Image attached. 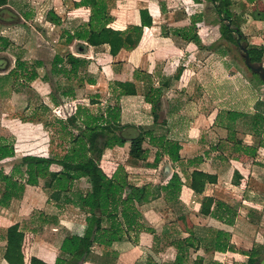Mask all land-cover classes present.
<instances>
[{"label":"rangeland","instance_id":"rangeland-1","mask_svg":"<svg viewBox=\"0 0 264 264\" xmlns=\"http://www.w3.org/2000/svg\"><path fill=\"white\" fill-rule=\"evenodd\" d=\"M177 1L180 3L177 11L179 12L181 21L187 19L198 30V36L193 42L191 51L186 50V47H188L186 45L187 42L185 43L182 40L184 45L182 43L179 44L185 48L181 49V54L176 58V63L169 64L165 69L154 68L152 74H150L151 78L143 74L146 70H140V68L132 70V66L126 67L122 64L119 69L121 74L114 75L112 72L120 64V62L116 61L112 62L102 59L98 62L95 61V63H89V71H92V73L99 77L97 84L93 86L87 85L82 89H78L76 99L61 96L62 89L58 86L60 81L52 72V63L55 61L64 62L66 54L72 51V46H68L69 43H65V40L61 37L62 29H75V26L82 23V18L90 15V9L85 7L86 10L83 9L79 12L68 14V10H74L72 8L75 6L76 0H17V2L14 0V2H10V5L16 6L14 8H18L24 14L30 13L32 17L26 19L23 17L22 20L19 17L11 20L9 23H5L4 20L0 19V36L6 37V34L11 42L5 50L0 51V74L4 75L13 69L16 66L18 57L28 62L29 66L35 60H42L44 62V66L39 68V78L30 82L25 77L12 79L7 82L0 92V136H4L15 142L16 156L33 154L45 157H63L66 146L60 143L62 142L61 137L65 136L64 133L60 132L59 134L56 132L58 125L51 126L48 129L44 123H49L55 117H58L62 119L63 127L67 132L65 138L68 139L75 136L79 133V128L84 127L75 115L78 105L88 107L93 113H97L100 110L104 111L108 106L109 100L112 98L113 101L114 96H117L114 94L116 87H118V91L120 89L126 91V94L119 99L121 108L126 109L128 113H130V110H137L136 114H139L137 118L128 120L136 121L138 125H142L145 128L153 127L158 134H165L173 137L175 140L189 142L192 140V137H194V141H197L202 131L206 130L209 135L226 137V135L228 136L227 126H233L236 132H238L236 135L237 139L242 141L244 145H258L264 139V125L255 119V104L259 99H264V84H261L259 75L257 74L258 76H256L247 67L243 57L244 52L240 49L238 42L234 44L226 38H221L219 26L213 23V21L218 20L221 16H218L212 8L205 9L209 5V2L206 0L200 2H196V0ZM56 2L61 4V6L64 5V9L60 12L62 26H56L46 18L51 8L59 7ZM122 4L125 5L128 11L135 12L136 9H139L137 11L141 15L140 25H143V28L146 27L153 30V26L164 24L165 26L161 27L162 35L160 34V36L166 37L164 30L172 19L169 12H166L167 14L165 15H160L161 12L165 11L160 8L162 4L160 0H123ZM121 7L117 10L124 9V7ZM6 9L8 8L6 7ZM112 14L115 16L117 12H112ZM224 21L228 22L226 19ZM9 25H12V27ZM231 27L236 26L231 25ZM255 32L257 31H254L253 28L250 30L245 28L244 34L246 38L243 39L241 37L240 40L238 39L239 42L246 44L248 50L254 45L258 46V43L252 40V35ZM235 35L238 37L236 33ZM0 44H2V40H0ZM73 50L76 52L75 44L73 45ZM160 54L167 55V52H158V55ZM191 57L193 60L188 62ZM262 64L264 65V61ZM181 66H184L186 70H184L180 79L173 78L171 80L172 85L169 89L165 88L163 90L160 108L157 114L153 113L152 106L145 100L148 78L151 79L150 81L155 87H158L162 84L163 78L172 77ZM191 69L195 70L198 75L192 74ZM170 70L173 72L169 76H166L164 72L168 73ZM137 75L143 77L144 80L135 79ZM132 76L134 77L133 79L131 78ZM51 91L62 97V106H56L52 103L50 98ZM175 100L184 101L185 105L178 113L171 114L166 110ZM214 111H217L216 121L219 123H216L214 128L211 127L209 129V124L211 121H214L212 118V112ZM230 111L244 113V116L239 117L235 122H231L228 116ZM73 115L76 124L70 119V116ZM165 121L169 122L166 123ZM231 123L232 125H230ZM194 131H197V133H194ZM255 134L258 138L255 137ZM52 137L53 141H51ZM188 147L190 148V145ZM189 148L186 152L190 151ZM106 149L103 157L104 160L100 161L103 181L109 182L123 175L126 178V182L136 186H143L140 184V179L142 178L143 181H146L148 176H150L149 182H151L154 177L156 148L145 143L143 158H135L130 155L129 146L126 145L125 147L118 148L117 152H110L108 148ZM247 158L250 160L249 163L252 167L261 164L262 169L264 168V148L257 153L256 158L253 157V159L249 155ZM251 159H253V163ZM12 161L13 159H9L1 164L7 172L11 170ZM166 164H169V162L163 161L162 165ZM53 168L59 169L58 166H54ZM176 168L178 172L176 171L175 173L181 176L184 184L190 185V178L186 176L187 172L181 170L180 164ZM240 168L234 166L233 169L236 173L234 177L236 183L240 181L244 182L243 178L250 174V171H246L243 166ZM198 170L203 171V169ZM237 174L240 177H237ZM81 183L84 187H88L86 180H82ZM261 183L257 184V187L264 193V177ZM251 185L252 187L256 186L253 183ZM37 191L35 192V196H30L26 201L16 202L15 206L21 217L23 215L28 216L32 207L44 203L47 195L45 194L46 196H44L41 189H37ZM215 199L214 196L204 195L199 200L201 204L199 212L209 211ZM132 206L136 211L139 234L132 233L131 238L127 239L128 243L125 246L123 245L125 247L123 251L130 248L137 254L138 261L135 264H148L149 260L154 262L155 259L153 256L148 257V251L146 250L148 245L143 244V242L141 243V233L145 231L154 234L153 231L156 232L155 225L160 226L165 222H176V212L173 211L174 208H171L173 209L171 210L164 206L161 207V203L159 202L158 206L163 210V216L161 214H151L152 217H150L147 213H151L152 207L146 206L147 209H143V207L137 206V204ZM68 208L64 213L67 217L74 216L73 213L78 212V209L75 207ZM190 211L193 212V210L189 209L187 214L181 215L182 218L178 219L184 228H189L193 221ZM181 212L185 213L184 209ZM83 216L85 215L83 214ZM68 225L73 226L74 224ZM86 225L85 222L84 229H86ZM7 228L8 224L4 220L0 221L1 236ZM54 231L61 232V229L57 227ZM51 233L47 234L46 237L54 241V238L50 235H54L55 232ZM1 239L6 240V237L3 235ZM6 247V245H0V261L4 258L3 251ZM52 249L54 248L52 247ZM203 253L205 252L203 251ZM196 255L199 254L196 251L193 252L192 257L186 263L195 264L194 259ZM204 257L206 260L205 264H213L217 259L211 252L207 253ZM167 261L168 259L166 258L164 264H169ZM41 262H44L42 258L33 261L34 264H41Z\"/></svg>","mask_w":264,"mask_h":264},{"label":"trees","instance_id":"trees-1","mask_svg":"<svg viewBox=\"0 0 264 264\" xmlns=\"http://www.w3.org/2000/svg\"><path fill=\"white\" fill-rule=\"evenodd\" d=\"M117 1H77L75 6L89 8L90 15L86 21L75 26L73 30L62 29L61 37L65 43L79 39L92 46L108 45L112 56L118 55L124 48L130 50L137 47L144 33L143 25H129L126 29H116L111 26L115 20L112 9ZM200 1L202 0H196V2ZM206 1L209 2V5L205 9L212 8L218 16H221L218 20L213 21L219 26L221 38H226L236 44L238 37L235 35V33L237 34L235 28H238L243 39L246 38L243 28L244 14L235 11L232 0ZM247 1L249 3L258 2V0ZM9 2L10 0H0V16L6 9L2 7ZM161 8L165 10L163 3ZM13 15L16 16L15 19L19 18L15 13ZM24 17L27 18L29 15L26 14ZM254 17L264 21V8L257 9ZM46 18L54 25L62 26V18L54 10H50ZM225 19L236 27H229L224 21ZM164 32L166 36L179 38L185 42H194L198 36V30L194 24L174 27L170 30L165 29ZM0 40H2L0 51L5 50L11 43L8 38L3 36H0ZM248 51L253 62L262 63L264 61L263 49L250 48ZM16 61V66L13 69L4 75L0 74V92L12 79L25 77L30 82L40 77L39 68L44 66L42 60H35L30 66L21 57H18ZM89 63L88 59L78 57L71 52L66 54L64 62L55 61L52 63V72L60 81L58 86L62 89V97L76 99L78 89L86 87L87 84H97L98 76L89 71ZM184 70V66L179 67L172 77L163 78L162 84L158 87H155L150 81L151 75L149 73L146 71L143 73L149 77L148 82H145V100L151 104L153 113L157 114L160 108L163 90L169 89L173 78L180 79ZM254 74L258 76L256 73ZM136 78L143 79L140 75H137ZM259 80L261 84H264L260 77ZM114 94L117 95L114 96V102L111 98L104 111L100 110L93 113L88 107L78 105L75 115L84 127L79 128V133L71 138H65L67 132L63 127L62 119L55 117L51 122L44 123L48 129L58 125L56 132L59 134L62 132L65 135L61 137L62 142L60 144L66 146L65 154L61 158L33 154L18 157L15 153V142L0 136L1 207L9 208L14 200L23 198L27 186H38L43 181L48 202H54L58 209L75 207L80 214L86 216L87 225L83 235L74 234L69 230L65 231V237L55 264H83L88 261L95 264H116L119 250L115 248V245L129 240L132 233L139 234L136 211L132 205L143 206L158 198L163 199L166 204L177 205L180 203L184 182L178 173H174L168 183L155 186L152 184L136 186L126 182L123 175L109 182L103 181L100 161L106 148L125 146L129 142L130 155L141 158L144 153V144L148 143L157 148L154 159L155 166L165 155L169 156L172 162L180 163L185 168L195 167L202 161L199 157H194L189 158L184 163L180 141L165 134H158L153 127L145 128L142 125L123 124L119 99L126 94V91L124 89L118 91V87H116ZM62 97L54 91L50 92L51 101L56 106L62 104ZM183 102L175 100L173 104L179 107ZM255 109L256 121L264 125V99H259L256 102ZM228 116L231 122H235L239 117L244 116V113L230 111ZM70 119L76 124L74 115L70 116ZM165 122L167 123V121ZM227 127L226 144H231V151L256 158L259 147L264 148V139L260 141L257 147L244 145L242 141L237 139L238 132L236 129L233 126ZM51 141H53V137ZM9 159H13V161L11 162V170L7 172L1 164ZM54 166H58L59 169H54ZM196 168L189 175V186L201 194L208 183L217 181V177ZM82 180H86L88 187L81 185ZM210 214L213 218L233 224L237 216V209L224 201L217 200ZM57 221V215L38 209L32 211L28 226L33 232H41L46 224ZM5 232L7 236V230ZM153 232L155 243L159 245V249H165L168 246H174L177 249L175 264H187L186 261L192 257V252L201 247L210 248L212 251L230 248L228 244L223 243L228 239L229 234L221 229L194 227L190 230L189 237L182 236L176 228L172 231L166 230L164 232L166 238L162 236L160 238L157 232ZM96 247L100 248L97 253L95 252ZM202 262V259H198L195 264H203ZM255 263L256 259L251 256L247 264ZM148 264L155 263L149 260Z\"/></svg>","mask_w":264,"mask_h":264},{"label":"crops","instance_id":"crops-1","mask_svg":"<svg viewBox=\"0 0 264 264\" xmlns=\"http://www.w3.org/2000/svg\"><path fill=\"white\" fill-rule=\"evenodd\" d=\"M12 1L14 2V0H10V2ZM15 1L17 2V0ZM77 1L80 0H76V2ZM232 1L235 6V11L238 13L243 12L244 14V32L245 28L247 30L253 28L254 31H257L253 33L252 40H254L253 42H257L258 46L254 45L252 48L264 50V21L258 20L254 17L255 11L257 9H263L264 0H259L256 3H249L247 0ZM10 2L7 5H4L2 8L7 7L12 12H15L21 18V20L23 19L24 15L26 16V14L29 15V17L27 18L32 17V15L30 16V13L24 14V12H22L18 8H14L16 6L10 5ZM118 2L120 3L118 4ZM122 2L123 0H118L116 6L114 7V9H112V12H117V14L115 15L116 20L111 24V26L116 29H126L129 25H140L141 15L138 12L139 9H136L135 12L128 11L125 8V5L122 4ZM160 3H163L165 6V11L161 12L160 15H165L168 12L171 14L170 17L172 20L165 27L167 30H170L174 27L188 26L190 24L187 19H183L181 21L178 14L179 12L177 11V9L179 8L178 5H180V3L177 0H160ZM57 5L59 7H55V10L52 8L50 10H54L59 16H61L60 12H62V10L64 9V5H62L63 7L59 3H57ZM121 6L124 7V9L117 10ZM72 9L74 10H68V14H73V12L76 13L83 9L86 10L85 7L78 8L76 6H74ZM24 18L26 19V17ZM88 18L89 16L82 18V22L86 21ZM4 21L5 23L10 22L7 20ZM163 25L153 26V30L145 27L144 33L138 46L130 50L124 48L116 56L111 55L108 45L92 46L87 44V42L83 40L75 39L73 42L69 43L68 46H72V51H70L71 53L75 54L78 57L88 59L90 64L95 63V61L98 62L102 59L110 60L112 62H120V64L116 67L117 70L114 69V71L112 72L114 75L121 74V72H119L121 64L126 67L132 66V70H135V68H140V70H146L147 73L152 74L154 68L165 69L169 64L176 63V58L180 56L181 49L184 47L179 44L182 43L184 45L182 40L179 38L160 36V34L162 35L161 27H163ZM10 27H12V25ZM260 35H262V38L260 37ZM5 36L6 38H9L6 34ZM74 44L76 45V52L73 50ZM186 45L188 46L186 47V50L191 51L193 42H187ZM162 51L167 52V55H158V52ZM191 58L188 62L193 60V58ZM172 72L173 71L170 70V72H164V74L166 76H169ZM191 73L198 75V73L192 69ZM133 76L131 77L132 79L134 78ZM87 85L93 86L92 84ZM184 105L185 104L182 103L179 107H176L174 106V104H172L166 111L170 112L171 114L178 113L182 110ZM136 111L137 110H130V113H128L126 109H122V123L138 125L136 121L128 120L135 117L137 118L139 114H136ZM217 111L212 112V118L214 121H211V123L209 124V129L211 127L214 128V125H216V123H219L216 121L218 115ZM221 129L224 131L223 128ZM207 132V130L202 131V133L200 134V138H198L197 141H194V137H192L193 141L191 140L189 142L178 140L182 145L181 155L184 158V163H186L189 158L199 157L202 160L200 164L195 167L192 166L190 168H185L180 163L172 162L169 156L165 155L160 160L158 165L154 166V177L152 178L151 182H149L150 176H148V179L146 181H143L141 178L140 184L145 185L148 183L155 186L168 183L173 174L177 171L176 167H179V164L182 167L181 170L187 172L186 176H188V178H190V173L197 167L196 169H203L204 172L216 176L217 182L208 183L205 190L201 194L195 192L192 188H190L189 185L184 184L182 186L180 195V203L177 205H173L172 203L166 204L163 199L158 198L141 207H143V209H147L146 206L152 207V210H150L151 213H147V215L150 217H152L151 214H161V216H163L164 212L162 209H160L163 206L169 209L174 208V210H171L176 212V222H165L164 220L165 223H163L162 225L154 226L156 227V232L158 233L160 238L161 236L163 238H166V234L164 232L168 229L169 231H172L174 230V228H176L184 237H189L190 230L194 227H210L214 229H221L229 234L228 239L223 241V243L228 244V247L230 246V248H227L226 250L215 249L214 251H212L210 248L201 247L197 250H194L197 254H199L196 255L194 261L202 259V263L205 264L206 260L204 256L207 253L211 252L213 256H216L217 258L213 264H247L250 256L256 259L255 264H264V193L261 192L257 187V184H262L261 180L264 177V168L262 169L261 164L255 165L256 167H252L249 163L250 160L247 158L248 155L231 151V144H226L227 139L225 138L227 137V135L226 137H218L217 135H209ZM194 133H197V131H194ZM195 135L197 136V134ZM170 138L174 139L173 137ZM259 144L247 145L257 147L259 146ZM188 145H190V148L188 147ZM126 146H129L130 152V143H126ZM121 147L116 146L114 148L108 149L110 150V152H117V149ZM188 148L190 149V151L186 152L188 151ZM106 150L107 149H105L104 152ZM261 150H263V147H259L258 153ZM103 157L102 160H104ZM253 159H251L252 163ZM163 161H168L169 164L163 166ZM234 166L239 169H241L240 167L243 166L246 171H250V174L248 173L249 175L243 178L244 182L240 181L236 183L234 181V177L236 174L234 172L235 170H233ZM237 177H240V175L237 174ZM251 183L255 184L256 186L252 187ZM37 189H41L42 194L46 196L42 181L38 186H27L23 198L14 200L9 208L0 206V221L4 220V222L8 224V228L6 229L7 236L5 232L6 230L3 231V235L6 237V240L1 239L3 235H0V245L7 246L3 251L4 258L0 261V264H34L33 261L38 260L39 258H42L44 261L41 262V264H52L57 260L66 230L79 235H83L85 232L84 228L86 221L83 214H80L78 211L73 213L74 216L67 217L66 215H64V213L69 208L58 209L55 206L54 202H48L47 196L42 205L32 207L28 216L23 215L22 213L23 217H21L19 212H17L18 209L15 206L16 202H24L30 196H35V192H38ZM206 194L209 196H214L216 198L215 201H224L225 203H228L237 209V216L233 224L226 223L211 216L210 213L214 208L215 201L209 211L199 212L201 207L199 200ZM159 202L161 203V207L158 206ZM38 209H43L46 213L57 215L58 221L56 223L53 222L46 224L44 230H42L41 232H33L28 226V220L31 216L32 211ZM183 209L185 213H180V211ZM189 209L193 210V212L190 211L193 221L191 222L189 228H184L178 219L182 218L183 214H187L189 212ZM71 223H73L74 225H68ZM57 227L61 229V232L54 231ZM51 232H55L54 235H50L54 238V241H51L46 237L47 234H52ZM140 237L141 243L143 242V244L148 245L146 249L148 251V257L153 256L155 259V263L164 264L167 258V262H169V264H175L174 261L176 259L177 249L174 246H168L165 249H159V245H156L155 243V235L149 232H142ZM127 243L128 241H125L123 243H118L115 245V248L119 250V257L116 264H135L138 261V258L136 257L137 254L130 248L126 251H123V248H125L124 246ZM52 247L54 249H52ZM138 249L141 250L140 248ZM99 251L100 248L96 247L95 252L97 253ZM203 251L205 253H203ZM55 262L53 264H55ZM83 264L95 263L88 261L84 262Z\"/></svg>","mask_w":264,"mask_h":264},{"label":"water","instance_id":"water-1","mask_svg":"<svg viewBox=\"0 0 264 264\" xmlns=\"http://www.w3.org/2000/svg\"><path fill=\"white\" fill-rule=\"evenodd\" d=\"M227 24L229 27H231L230 21H228ZM235 31L237 32L238 39L240 40L242 35L238 32V28H235ZM239 40H238V44H239L240 49L244 52L243 57H244L247 67L251 69L252 72L258 74L261 80L264 82V65L260 62H253L246 44L239 42Z\"/></svg>","mask_w":264,"mask_h":264},{"label":"flooded vegetation","instance_id":"flooded-vegetation-1","mask_svg":"<svg viewBox=\"0 0 264 264\" xmlns=\"http://www.w3.org/2000/svg\"><path fill=\"white\" fill-rule=\"evenodd\" d=\"M13 13L10 9H5L4 12L1 13L0 19L1 20H7V21L15 20L16 16H14Z\"/></svg>","mask_w":264,"mask_h":264}]
</instances>
